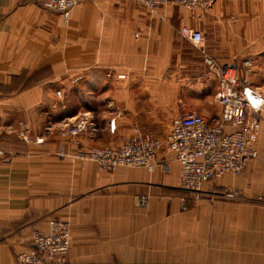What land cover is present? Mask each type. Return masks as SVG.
Masks as SVG:
<instances>
[{
    "label": "crops",
    "instance_id": "0c3cea01",
    "mask_svg": "<svg viewBox=\"0 0 264 264\" xmlns=\"http://www.w3.org/2000/svg\"><path fill=\"white\" fill-rule=\"evenodd\" d=\"M116 2L87 0L66 21L42 0H0V150L7 155L0 162V264H17L33 233L55 220L70 226L66 264H264V205L221 201V227L160 223L166 212L155 206L157 196L176 191L180 176L165 147L154 171L104 172L75 158L92 147L116 148L135 129L164 142L180 115L178 89L201 90L185 98L191 102L207 92L195 79L178 80L179 44H193L176 20L123 24L111 10ZM181 26L201 33L204 55L218 66L264 54V0H216ZM261 79L250 83L264 90ZM82 118L91 128L62 135ZM255 149L242 176L221 177V192L264 197V128ZM141 195H150L147 208L137 205Z\"/></svg>",
    "mask_w": 264,
    "mask_h": 264
},
{
    "label": "built area",
    "instance_id": "2783aa9c",
    "mask_svg": "<svg viewBox=\"0 0 264 264\" xmlns=\"http://www.w3.org/2000/svg\"><path fill=\"white\" fill-rule=\"evenodd\" d=\"M85 1L42 0V6L68 21L72 10ZM134 1L140 8L156 14L166 5L179 6L191 13L206 11L216 0ZM181 35L201 49L203 38L200 32L183 27ZM202 53L205 54L204 50ZM206 63L218 79L215 100L221 106L219 118L209 120L196 112H184L172 122L164 142L135 129L134 135L116 148L92 147L77 152L75 158L94 162L104 172L121 167L154 171L159 164V152L165 147L180 165V190L192 194L201 193L205 184L226 174H241L247 163L258 156L255 143L264 126V90L254 88L250 83L253 74L251 60L218 66L206 57ZM57 95L60 96V92ZM89 128L88 120L82 118L74 125L66 126L62 135L77 137ZM23 138L26 140L25 136ZM6 157V153L0 150V162ZM146 197L139 196L137 204L146 206ZM221 199L237 201L242 196L227 188L221 192ZM70 247V226L55 220L47 232L37 230L33 233L32 246L19 253L16 261L17 264H66Z\"/></svg>",
    "mask_w": 264,
    "mask_h": 264
},
{
    "label": "rangeland",
    "instance_id": "374dc122",
    "mask_svg": "<svg viewBox=\"0 0 264 264\" xmlns=\"http://www.w3.org/2000/svg\"><path fill=\"white\" fill-rule=\"evenodd\" d=\"M114 12L115 18H119L121 23L125 24L127 21L132 24L135 22H141L143 19L151 16H157L160 18L171 17L172 20H176L178 23V30L181 33V26L182 21L184 19L194 20L197 18L198 15L201 16V13H205L206 11H197L191 13L179 6L169 7L167 9L161 8L156 14H151L147 10L140 8L134 0H118L115 6L111 9ZM209 10V9H208ZM181 27V29H180ZM137 33H140V30H136L134 32V38L138 39ZM177 57L179 60L178 64V71L179 76L178 80L182 83H188L187 79H195V85L203 84V88L207 89V92H204V97L202 100L197 101L193 100V102L185 100L189 94H197L200 93L198 89L191 88H179L178 89V107H179V114L184 112H196L209 120H215L219 118L221 115V106L216 102L215 95L218 86V79L217 81L214 80L211 71L206 63V56L201 53L200 49L195 47L194 45H189L186 41H183L179 44V49L177 52ZM238 61L234 63H241L245 60H251L253 66L255 64L259 67L258 75L257 72L249 78L252 79L253 82L257 80H262L264 78V54L259 56H251L245 58H237ZM181 62V64H180ZM182 100V102H180ZM264 128V127H263ZM256 159V158H255ZM246 168V167H245ZM244 171L241 174H229L234 176H242ZM232 188L238 191L242 199L237 201H229L225 199H221V177L213 180L207 184H205L202 188V192L199 194H192L182 192L179 188V183L177 185V190H170L168 189L163 190L162 194L157 196L156 199V207H160L163 214L161 224H176V225H207V226H218L221 227V201L228 202V203H253L257 205H264V197L258 196L255 197L253 200H247L241 191L238 189ZM227 189V188H226ZM147 196L146 198L149 199L148 195H141ZM174 204V205H173ZM138 205V204H137ZM148 202L146 206H139L143 208L148 207ZM176 209L177 215L174 217H170V210ZM188 211V212H187ZM178 235H185L184 233H178ZM213 236H220V233L212 234ZM212 243L216 242V240H211ZM221 244V241H220ZM186 245H191L190 242Z\"/></svg>",
    "mask_w": 264,
    "mask_h": 264
},
{
    "label": "bare ground",
    "instance_id": "6f19581e",
    "mask_svg": "<svg viewBox=\"0 0 264 264\" xmlns=\"http://www.w3.org/2000/svg\"><path fill=\"white\" fill-rule=\"evenodd\" d=\"M185 10H186V9H185ZM75 123H76V122H75ZM75 123H74V124H75ZM70 138H71V137H70ZM234 175H235V174H234Z\"/></svg>",
    "mask_w": 264,
    "mask_h": 264
}]
</instances>
